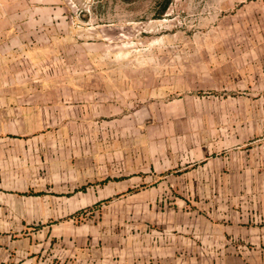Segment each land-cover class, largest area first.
<instances>
[{
    "label": "crops",
    "instance_id": "obj_1",
    "mask_svg": "<svg viewBox=\"0 0 264 264\" xmlns=\"http://www.w3.org/2000/svg\"><path fill=\"white\" fill-rule=\"evenodd\" d=\"M30 4L0 0V264H264V45L234 55L232 124L200 130L149 170L121 163L95 170L68 142L47 138L93 127L100 115L121 118V101L82 96L87 80L23 77L24 63L35 61L24 43L42 36L52 51L47 41L65 34L59 13L44 4L31 14ZM96 98L108 112L96 114ZM179 178L218 183L206 193L214 197L206 200L208 222L190 224L185 206L182 223L133 231L84 217L146 182L159 190Z\"/></svg>",
    "mask_w": 264,
    "mask_h": 264
},
{
    "label": "rangeland",
    "instance_id": "obj_2",
    "mask_svg": "<svg viewBox=\"0 0 264 264\" xmlns=\"http://www.w3.org/2000/svg\"><path fill=\"white\" fill-rule=\"evenodd\" d=\"M166 1L31 0V14L44 4L59 13L65 34L47 41L54 43L52 51L44 50L42 36L24 43L25 55L35 61L24 63L23 77L87 80L79 85L86 88L79 90L82 96L101 92L107 104L121 101L125 116L100 115L93 127L83 124L77 132L47 138L68 142L72 156L94 160L95 170L98 163L149 170L167 161L175 144L234 122V55L237 48L264 45V0H169L164 9ZM101 99L95 100L96 114L108 112ZM217 108L228 112L216 116ZM167 183L157 190L146 182L84 217L129 224L133 231L134 224L182 223L179 211L186 207L190 224L208 222L206 200L214 197L206 193L213 194L218 183Z\"/></svg>",
    "mask_w": 264,
    "mask_h": 264
},
{
    "label": "trees",
    "instance_id": "obj_3",
    "mask_svg": "<svg viewBox=\"0 0 264 264\" xmlns=\"http://www.w3.org/2000/svg\"><path fill=\"white\" fill-rule=\"evenodd\" d=\"M168 3H169V0L166 1L164 9L167 7Z\"/></svg>",
    "mask_w": 264,
    "mask_h": 264
}]
</instances>
